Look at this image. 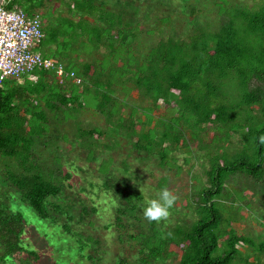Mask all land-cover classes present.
<instances>
[{
	"label": "trees",
	"instance_id": "16d2710c",
	"mask_svg": "<svg viewBox=\"0 0 264 264\" xmlns=\"http://www.w3.org/2000/svg\"><path fill=\"white\" fill-rule=\"evenodd\" d=\"M37 1L44 0H6V8L23 10L29 15L37 14L43 20L33 7ZM56 1L61 7H65L63 4L68 6L70 17L59 19L55 27L49 28V33L43 31L39 49L42 44L50 51L44 57L56 60L64 66L66 73H74V76L65 77L61 83L63 86H60L55 70L40 69L32 74V79L26 77L31 81L25 84H16L20 80L8 79L0 86V158L13 159L20 169L5 174L11 186L5 191V197L0 196V250H3L0 259L11 262L13 256L19 253L26 255L33 264L39 261L38 253L22 241V236L27 234V218L34 221V216L37 220L35 233L40 231L38 220H53L49 199L60 192L59 186L42 172L33 153L35 136L43 134L41 124L46 121L42 110L32 109L38 104L33 98L43 97L47 108L59 111L66 120L78 118L73 114L83 108L81 98L92 94L97 108L106 115L107 123L113 125V116L120 114L121 105L113 82L119 79L118 83L123 85L120 87L124 88L127 81L135 83L143 98L150 99L154 107L162 101V107L175 110L178 114L175 119L179 122L178 127L170 125L175 131L169 129L162 133V141L168 139L173 144L183 141L179 128L184 124L182 129L185 132L188 129L196 136L221 129L224 132L220 134V141L242 133L245 142L241 152L212 159L208 172L210 186L195 197L200 219L190 227L177 229L167 241L149 244L158 237L143 238L141 251L146 259L141 260V264H151V260L155 262L167 255L171 244L178 246L182 252L177 264H232L239 258V243L247 244L258 253L257 262L249 263L247 257L242 261L264 264L259 259L264 254V238L257 242L238 235L233 229L228 231L226 227L236 221L237 214L231 205L219 200L227 177L236 172H243L257 180L261 187L264 186V145L259 144L257 139L264 136V3L257 9L231 8L233 12L224 14L219 29L213 30V22L200 23L195 18L197 8L193 0L194 7L189 11L191 19L188 20L193 30L190 35L183 37L176 32L168 35L149 46L144 56L137 58L134 55L136 47L132 49L129 46L139 30L122 32L126 26L133 25V20L106 11L100 0ZM184 1L189 3L191 0ZM24 3L29 4L26 10L21 9ZM75 14H82V18L74 19ZM81 37L86 41L80 42ZM75 41L82 46H86L88 41H99L96 50H107L112 59L109 63L104 59L99 66L70 63V51L75 49ZM50 78L55 82H47ZM75 79L77 82L71 84ZM107 105L114 106L116 113L103 111ZM117 121L118 126L123 127L122 121ZM131 128L134 133L135 127L131 125ZM80 133L94 136L97 132ZM162 146V143L155 145V140L144 134L136 143L140 151L154 155L156 151L161 164L165 165L169 152ZM103 166L106 170L105 164ZM118 193L129 210L137 209L126 189L119 188ZM134 197L140 202L141 196ZM52 209L61 212L57 205H52ZM60 228L68 229V226ZM220 240H224L222 253H219Z\"/></svg>",
	"mask_w": 264,
	"mask_h": 264
},
{
	"label": "rangeland",
	"instance_id": "374dc122",
	"mask_svg": "<svg viewBox=\"0 0 264 264\" xmlns=\"http://www.w3.org/2000/svg\"><path fill=\"white\" fill-rule=\"evenodd\" d=\"M100 1L106 11L133 20V25L126 26L122 32L139 30L129 46L132 49L136 47L134 55L137 58L144 56L149 46L168 35L176 32L186 37L193 31L188 23L191 19L189 11L194 7L193 0L189 3L184 0ZM212 1L195 0V18L200 23L213 22V30L219 29L224 14L233 12L231 8L257 9L264 3V0H215V6ZM63 5L65 7H61L56 0L37 1L33 4L44 20L45 34L49 33V28L55 27L59 19L70 17L68 6ZM27 8L29 4L24 3L21 9ZM73 18L80 20L82 14H75ZM114 35L117 36V32ZM79 41L86 40L81 37ZM80 42L73 43L76 46L70 51V63H93L99 66L104 59L108 63L112 59L107 50H96L99 41H88L86 46L80 45ZM36 51L43 56L50 52L42 44ZM26 77L16 84L31 81ZM47 82L55 81L50 78ZM118 82L119 79L114 80L113 89L117 91V99L121 104L120 107L118 104L120 114L113 116V125L107 123L106 115L97 108L92 94L81 98L83 108L73 114L78 116L77 120H64L59 111L47 108L43 97L33 98L38 104L32 109L42 110L46 117V121L41 124L43 134L35 136L33 153L42 172L60 188L58 195L49 199L53 220H38L37 225L41 230L35 233L37 220L34 216V221L27 218V234L22 236V241L40 256L36 264H141V260L146 259L141 251L143 238L158 237L149 244L167 241L177 229L190 227L200 219L201 213L195 197L210 186L208 172L212 159L222 155L230 157L243 150L245 142L242 133H235L228 140L224 138L220 141V134L224 131L215 129L199 133L197 138L193 132L182 129V122L179 132L183 133V141L178 144L168 139L162 141V133L169 129L175 131L170 125L178 127L179 122L175 120L178 114L175 110L162 107V101L154 107L150 99L143 98L135 83L127 81L122 88L120 86L123 85ZM57 83L63 86L59 80ZM66 89L68 92L69 87ZM103 111L116 113L111 105H107ZM117 119L122 121L123 127L118 126ZM131 125L135 127L134 133ZM85 131L97 133L94 136L80 133ZM142 134L151 136L155 145L162 143V148L168 149L169 159L165 165L161 164L156 151L154 155L136 147ZM104 164L106 170H103ZM17 170H20L19 165L13 159L0 158V191H3L0 196L11 186L5 174ZM142 186H146L143 195L139 191ZM165 187L177 196L176 204L170 210L168 220L149 223L142 215L146 207L145 200L157 198V193ZM119 188L130 193L137 209L129 210L126 201L118 193ZM135 195L141 196L140 202L135 200ZM219 200L231 205L237 214L236 221L226 227L228 231L233 229L238 235L250 237L257 242L264 238V186L261 187L257 180L243 172L230 174ZM52 205L59 206L61 212L54 211ZM64 225L68 229L60 228ZM223 241L220 240L219 253L223 251ZM82 248L84 250L81 251ZM237 248L240 255L232 264H247L242 261L246 257L249 263L257 262L258 253L254 248L244 243H239ZM2 253L3 250H0V256ZM181 253L178 246L171 244L167 255L155 262L151 260V264H177ZM259 259L264 262V254ZM0 264L33 262L26 255L17 253L11 262L0 259Z\"/></svg>",
	"mask_w": 264,
	"mask_h": 264
},
{
	"label": "built area",
	"instance_id": "2783aa9c",
	"mask_svg": "<svg viewBox=\"0 0 264 264\" xmlns=\"http://www.w3.org/2000/svg\"><path fill=\"white\" fill-rule=\"evenodd\" d=\"M6 6L3 0L0 3V86L8 79L32 77L40 69L55 70L60 83L69 75L73 77L74 73H66L62 64L36 51L43 38L44 21L40 16L8 10Z\"/></svg>",
	"mask_w": 264,
	"mask_h": 264
},
{
	"label": "clouds",
	"instance_id": "9594fccd",
	"mask_svg": "<svg viewBox=\"0 0 264 264\" xmlns=\"http://www.w3.org/2000/svg\"><path fill=\"white\" fill-rule=\"evenodd\" d=\"M32 79V77H28ZM259 144L264 145V136L257 138ZM145 187H140L139 191L143 195L145 192ZM177 201V196L170 191L168 188H162L157 193V198L145 200L146 207H144L142 215L143 218L149 223H159L169 219L171 215V209L175 206Z\"/></svg>",
	"mask_w": 264,
	"mask_h": 264
},
{
	"label": "water",
	"instance_id": "95a60500",
	"mask_svg": "<svg viewBox=\"0 0 264 264\" xmlns=\"http://www.w3.org/2000/svg\"><path fill=\"white\" fill-rule=\"evenodd\" d=\"M3 0H0V3L2 2Z\"/></svg>",
	"mask_w": 264,
	"mask_h": 264
}]
</instances>
